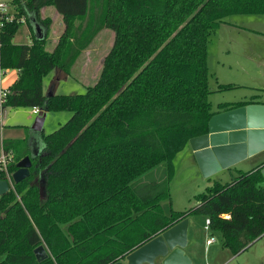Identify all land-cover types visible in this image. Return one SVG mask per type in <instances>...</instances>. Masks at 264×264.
I'll return each mask as SVG.
<instances>
[{
  "label": "trees",
  "instance_id": "16d2710c",
  "mask_svg": "<svg viewBox=\"0 0 264 264\" xmlns=\"http://www.w3.org/2000/svg\"><path fill=\"white\" fill-rule=\"evenodd\" d=\"M9 3L14 14L0 28V69L18 73L3 109L70 115L41 133L28 177L0 196V264H112L190 215L205 217L233 255L264 235L261 168L213 182L182 212L169 209L164 216L161 210L169 199L172 160L188 141L207 133L213 115L255 104L220 103L211 112L206 59L219 25L232 16L264 15V0ZM41 5L61 20L50 50V19L40 20ZM28 14L42 36L14 44L21 24L29 26ZM103 29L112 32V42L94 83L82 93L44 96L43 78L53 69L69 75ZM11 143L0 140V152L12 154L10 174L26 156ZM38 246L47 252L40 262L33 254Z\"/></svg>",
  "mask_w": 264,
  "mask_h": 264
},
{
  "label": "rangeland",
  "instance_id": "374dc122",
  "mask_svg": "<svg viewBox=\"0 0 264 264\" xmlns=\"http://www.w3.org/2000/svg\"><path fill=\"white\" fill-rule=\"evenodd\" d=\"M45 0H41L43 3ZM7 9L10 15L13 16L14 10L12 5H10L9 0H7ZM54 10L48 6H42L39 8L38 14L40 20H44L45 15L41 10ZM41 12V13H40ZM47 12V11H46ZM49 12V11H48ZM32 14V13H31ZM29 15V25L22 23L13 37V43L25 44L28 39L24 35L26 29H40V25ZM50 17L56 15H49ZM264 17V15H262ZM56 18V17H55ZM257 16L248 15H237L232 16L230 19H226L228 22L232 23L233 27H226L225 25L220 26L218 35L212 37V42L208 47V66L213 68L216 62L220 64L231 63L229 71L222 70L215 74V77L219 81L224 83H236L235 86H231L223 91L213 93L212 96H208V101L210 105L214 108L217 103H236L242 101H252L255 104L264 103V92L261 91L263 85L261 79L264 75V71H261L260 64L258 62L264 59V21L257 20ZM258 21V22H257ZM59 20L50 21L48 29H61ZM260 22V23H259ZM61 23V22H60ZM59 24V25H58ZM262 24V25H261ZM25 26V27H24ZM30 31V30H29ZM112 42V32L107 29H103L97 33L93 39L90 46L82 52L81 56L77 60L79 63L76 66V76L81 71L84 77H80L78 82L71 80V77L66 80H58L52 82V87L56 95H67L82 93L85 86L94 83L101 66V60L103 56L107 53ZM50 50V48H46ZM213 53V54H212ZM80 60V61H79ZM55 70V69H54ZM80 70V71H79ZM8 72V71H6ZM9 73V72H8ZM52 72H50L45 79H43L44 89L49 85L50 79L52 77ZM81 74V73H80ZM211 71H209V85L210 88L213 87V79H211ZM15 113H12V111ZM54 113V112H43L45 115L42 134L46 135L51 131L55 130L60 124L64 123L68 117L69 113ZM61 116V117H60ZM62 116H66L65 120L61 121ZM36 115L30 113L28 108H17L7 109V118L5 125H20L25 123V125H31ZM60 121V122H59ZM12 144L15 153H21L24 151L25 145L22 141L18 140H8ZM20 142V143H16ZM183 155H177L172 160V176L168 183V193H169V208L178 210H186L192 205H195L193 197L201 192L212 183V179L221 184L230 182L234 177L237 176L235 172L223 171L212 177L210 182L203 179L198 173L193 175L192 171L188 170L186 166L188 160ZM250 164L243 165L240 169L245 172L249 169ZM189 221L190 225L194 229V239L197 240V246L200 247L199 239H202V243L205 238L212 236L214 238V245L220 246V237L217 232H213L209 229H204V220L202 217L191 216ZM187 223V228H188ZM257 250L259 252V257L262 259L264 264V235L258 238L254 243H252L247 249L246 253L242 255L236 262H240L244 257L249 256ZM243 251V252H244ZM154 264H161L159 259L154 261Z\"/></svg>",
  "mask_w": 264,
  "mask_h": 264
},
{
  "label": "water",
  "instance_id": "95a60500",
  "mask_svg": "<svg viewBox=\"0 0 264 264\" xmlns=\"http://www.w3.org/2000/svg\"><path fill=\"white\" fill-rule=\"evenodd\" d=\"M43 112L36 115L31 129H41ZM188 147L203 177L264 150V104H249L213 115L207 123V133L190 139ZM29 166L28 157L15 164L12 184L28 177ZM260 174L264 178V166ZM8 190L6 181L0 180V196ZM187 223V218L176 222L125 255L123 261L112 264H154L156 259L161 264H193L184 253ZM33 254L37 262L47 258L43 246L36 247Z\"/></svg>",
  "mask_w": 264,
  "mask_h": 264
},
{
  "label": "crops",
  "instance_id": "0c3cea01",
  "mask_svg": "<svg viewBox=\"0 0 264 264\" xmlns=\"http://www.w3.org/2000/svg\"><path fill=\"white\" fill-rule=\"evenodd\" d=\"M41 12L44 13L45 17L46 16L49 17V19L51 21V25L53 24L52 21H54V20L57 21V19L61 22L60 17L57 14H53V12H51V10H43L42 9ZM49 15H56V16L50 17ZM256 16L259 17V18H257V20L259 19L261 22L264 21V17H262V15H256ZM227 19H230V18H227ZM60 22H59V24L62 27ZM222 25H225L226 27H233L234 26L232 23L228 22L225 19L224 22L219 25L218 29H216L214 34L211 36V41H210L209 45L212 42V37L215 34L218 35L220 26H222ZM61 31H62V28L60 30L59 29H55V30L50 29L49 34L47 35V38L45 40L47 42L46 47H48L50 49L53 48V46L56 42V39L60 35ZM24 35L28 39V41L25 43V45H29L32 35L36 38H39L42 36V29L36 28V29L32 30V29H26L25 28ZM12 42H13V39H12ZM14 44H16V43H14ZM209 45H208V47H209ZM208 56H209V50L207 48V59H206V65H207V70H208V79L207 80H209V71H211V76H213V77H211V79H213V81H214L213 87H211V88H210V85L208 82V88H209L208 96H212L213 93H217L219 91L226 90V89H219V86H223V85L235 86L236 83H231V82L224 83L222 81L220 82L219 79L215 77L216 72L218 74L219 72H223L222 70H224V69H225V71H229L232 64L231 63L220 64V63L216 62V65L213 68L210 67V69H209L208 62H207ZM261 60L262 61L258 62L257 64H260L261 71H264V59H261ZM78 64L79 63L76 62L72 66L71 72L69 75H65L63 72H61L57 69H55V70L53 69L51 71L53 74H52V77L50 79V83L45 89H44V84H43V80H42L43 95L44 96H50L51 94H55L54 89L51 88L52 82H54V81L66 80L70 77H71V80L74 82L75 81L78 82L80 79H82L84 77V75H82V72L80 70H79L80 72L78 73L77 76H76V73L74 72V70H76V66ZM6 71H8L9 73ZM17 73H18L17 70H5L2 74V76L0 77V87L1 88H8L16 80ZM45 77L43 79H45ZM80 77H82V78H80ZM261 83L263 85V88L261 89V91L264 92V75L261 79ZM208 96H207V100H208ZM217 104H220V103H217ZM217 104H215L214 108L210 105L211 112L216 111ZM262 104H264V103H262ZM15 111L16 110L12 111V113H15ZM29 111H30V108H29ZM39 111H41V110H39ZM221 112H224V111H221ZM221 112H219V113H221ZM59 113H64V112H58V115H60ZM62 117L63 118L61 119V121L65 120L66 116H62ZM6 118H7V109H3L1 112V120H0V140L1 141H8V140L22 141L23 144L25 145L24 151H23L26 154L25 157H28L30 159V158H34L35 156H37L40 152V149H41V138H40L41 136L40 135H41L42 130H43L42 127H43L44 120H43L41 129L38 131H35V130L31 129L32 124L30 126L29 125L27 126V125H25L26 122L22 123L20 125H5V121H3V120H5ZM44 118H45V115H44ZM59 124H61V123H59ZM181 154L183 155L182 157H186V159L188 160V163L186 165L188 167V170L192 171L193 175L198 173L201 176L199 169L196 165V162L193 158L192 152H191L190 148L188 147V144L177 155L179 156ZM177 155L175 157H177ZM246 164H250L249 169L247 171L253 170L255 168H262L264 166V150L254 154L250 157L242 159V160L232 164L231 166H229L225 169H221L218 172H216L210 176H207V177L201 176V177L203 179H205L207 182H210L212 177H214L218 173L223 172V171H230V170L235 172L238 176V174L240 172H242L240 168ZM247 171H245V172H247ZM213 182H216V181L212 179L211 183H213ZM169 209H171L175 212H182L185 210V209L184 210H178V209L174 210L171 208V206L169 208V199H168L167 201H163L161 203V210H162V213L164 216H168ZM191 216L202 217L204 220V229H209L208 227H205V221H206L205 217L200 216V215H191ZM187 218L189 220L190 216H188ZM188 224L189 225L187 228L186 245L184 248V253L187 255V257L191 260V262L193 264H233L242 255H244L246 253V251H244V252H241L237 255H233L230 253V251L228 249L223 248L221 246V242H220V246L214 245V238L212 236L208 237V238H210V237L213 238V241L210 244H206V240L208 238H205L203 243H202V239H199L200 247H198L197 246V244H198L197 240L194 239V234H195L194 229L190 225L189 221H188ZM236 264H263V263H262V259H260V257H259V252L257 250H255L249 256L244 257L240 262H236Z\"/></svg>",
  "mask_w": 264,
  "mask_h": 264
},
{
  "label": "built area",
  "instance_id": "2783aa9c",
  "mask_svg": "<svg viewBox=\"0 0 264 264\" xmlns=\"http://www.w3.org/2000/svg\"><path fill=\"white\" fill-rule=\"evenodd\" d=\"M13 18L12 15L9 14L7 9V0H0V28L4 22H9ZM22 22V19L20 20ZM3 70L0 69V77L3 74ZM7 94L6 88L0 87V120H1V112L3 110V103ZM37 107H31L30 112L33 115H37L40 111ZM12 162V154L10 152L4 153L0 152V180L6 181L9 189L12 188L11 182V174L8 172L7 166ZM205 227H208V221H205ZM213 241V238H208L206 240V244H210Z\"/></svg>",
  "mask_w": 264,
  "mask_h": 264
}]
</instances>
